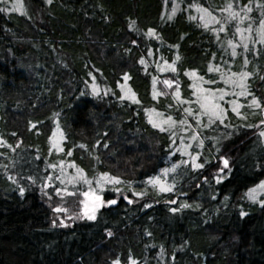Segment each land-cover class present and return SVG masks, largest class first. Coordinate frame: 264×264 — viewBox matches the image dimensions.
Here are the masks:
<instances>
[{
  "label": "trees",
  "instance_id": "obj_1",
  "mask_svg": "<svg viewBox=\"0 0 264 264\" xmlns=\"http://www.w3.org/2000/svg\"><path fill=\"white\" fill-rule=\"evenodd\" d=\"M228 4L240 16L246 6L252 11L242 22L230 20ZM259 5L264 0H24L23 12L0 11V264H264V192L247 198L264 181ZM197 6L218 22L205 27ZM249 26L242 39L236 29ZM241 72L251 73L247 97L225 83ZM164 78L176 85L166 89ZM177 83L179 99L197 105L193 115H185L187 103L171 104L172 93L153 99L154 90L174 91ZM125 84L139 104L121 99ZM194 85L228 93L218 102L223 123L199 118ZM253 96L260 109L248 107ZM232 100L244 105L240 115ZM148 109L176 124L153 127ZM183 136L192 144L179 141ZM222 156L229 162L224 174ZM194 157L202 168L189 166ZM77 169L92 185L101 173L120 178L121 191L103 195L118 202L95 220L71 216L59 226L55 191L65 182L62 171ZM154 177L172 190L145 186ZM74 182L72 213L88 187Z\"/></svg>",
  "mask_w": 264,
  "mask_h": 264
},
{
  "label": "snow or ice",
  "instance_id": "obj_2",
  "mask_svg": "<svg viewBox=\"0 0 264 264\" xmlns=\"http://www.w3.org/2000/svg\"><path fill=\"white\" fill-rule=\"evenodd\" d=\"M48 3H51V0H48ZM15 8V5L13 6ZM259 7L261 9H264V5H259ZM197 10L202 12V13H207V9L204 8H200L197 6ZM0 11H4V9H0ZM223 11H227L229 13L228 19L230 20H236L239 19L241 20V22L243 21V19L247 18V13L251 12L252 9L250 7H245L242 9V12H244V16H240L239 13L233 11L232 9V5L228 4L226 9H223ZM175 13V8H173V14ZM209 16L211 15L210 13H207ZM262 16H264V11H262ZM204 17L202 16L201 19H203ZM169 19H171V16H169ZM192 19H195V17H192ZM213 19H215L213 17ZM134 21L132 22V24H130V27L132 25H134ZM205 27H207V22L205 23ZM220 31H224L223 28L220 29ZM236 31L238 33H240L242 39H244V31H247L249 33H251L253 31V29L251 28V26H249L248 29L246 30H241L240 28H237ZM257 34L259 35V42L260 43H264V19L260 20V27L259 29L256 30ZM149 36L154 35V30L149 29L148 33ZM229 44L231 45L233 51H232V55L235 56L237 53L235 51L236 45L232 44L231 41H229ZM243 47L245 50L248 49V44L244 43ZM151 54V53H149ZM179 59V57H177V60ZM141 64L144 63L143 60L140 61ZM167 63V62H166ZM245 64L248 63L247 59H245L244 61ZM175 62H173V65H168V67L171 69V71L175 72L176 68L174 67ZM163 70V69H162ZM219 71V69H212L209 68V71ZM185 75H189V73H185ZM191 75L195 76V73H191ZM251 75V73L248 72H241L239 74L236 73H232V75L230 77H227L225 79V83H231L234 87H238L240 89V91L238 93H234L235 95H239V96H244L247 97L250 95V93L247 91V85L245 83L247 77H249ZM125 81H127L129 79L128 76L124 77ZM201 82H203V78L199 77L198 78ZM163 83L168 86L171 87L172 86V82L165 80L163 81ZM211 83V81H210ZM153 85L155 88V78H153ZM194 87L196 88V91L201 93L200 96H198V99L196 101V103H198L200 105V109H201V114L203 115H207L209 118V121L211 123H215L216 121H219L220 123L224 122V118L226 116V112L225 110L220 106V104L218 103V101H222L224 99V96L227 95L228 93L224 92L223 90H217V92H212L211 90H205L202 89L196 85H194ZM121 90L125 93L124 96L121 97V99H128L130 100L132 103L134 104H139L140 101L138 100L135 92H133L131 90V88L127 87V85H122L121 86ZM207 93V94H204ZM218 93V94H217ZM157 95H159L157 92H155V90L153 91V99H156ZM180 97V93H179V84L177 83V92L175 93V98L180 102V103H188V101H183L179 99ZM244 107V105L237 103L236 101H232V111L235 112L237 115H240V109ZM249 108H255V109H260L261 108V103L258 99H256L254 96L251 99V102L248 104ZM185 112L188 115H193V110L191 108H186ZM146 113L148 114L149 117V123L152 124L153 127L155 128H159L161 131H165V128L162 126L163 124H167L169 126V128H172L175 124L176 121L172 119L171 116H169L166 120H162V121H157L156 119H154L153 117H162L163 114L162 113H158L156 112L155 109H148L146 110ZM181 124L186 123V121L181 120L180 121ZM199 123V121H198ZM261 124H264V120H261ZM13 135H15V133H13ZM56 134L54 133V136ZM61 136H63V133H60ZM173 135H175V133L173 132ZM261 136H264V131L260 132ZM192 139H196L195 136L192 137ZM203 143V141H201V144ZM10 147V146H9ZM53 147L57 150V151H63V149L59 146V144L53 142ZM81 147H84V145H81ZM105 147H107V145H105ZM68 155H71V152L68 153ZM196 158H193V164L192 167L193 168H202L203 164H198L195 163ZM228 160L227 159H223V164H224V168H228ZM72 167H75V165H71ZM52 167H56V165H52ZM175 167V166H174ZM174 170V169H173ZM224 169H221V171H223ZM169 171V169H163V172L166 174ZM74 180H83V182L85 184H87L89 186V190L84 192L83 195L85 197L84 201H81L80 203L83 205V217H86L89 220H95L97 218L96 213L105 206V203H107V205L111 206V205H115L118 201L116 199H111L105 202V200L103 199V197L101 195L97 194L96 189L92 188V181L88 180L83 173L82 169H77V175L76 177H73ZM64 181H61V183H63ZM72 181L70 180L69 183H71ZM217 182H219V180H217ZM121 183H123V181L115 176H110L108 173H101L99 178L96 180V185L97 188L100 191H103V185L105 184H110V185H120ZM148 184L152 185L153 187H158L160 192H169L172 190L171 186H166L164 184L163 181H161V179L159 177H154V178H149L148 180ZM115 192H120V188L119 187H115L113 189ZM21 194H23V189L20 190ZM61 190H57V194H60ZM260 191H264V181H262L259 185H257L256 188H252L249 189L248 192V198L255 201L256 200V194ZM68 195H75V193H67ZM134 195H144L145 193H135L133 191ZM125 199H127V197H124ZM129 203H131L132 201L129 200ZM174 203V202H173ZM262 204H264V201H261ZM181 207L187 208L190 207L189 205L185 204L182 205ZM55 211L57 212H63V211H67V209H63V208H57L55 209ZM173 212H177L179 211V209L173 208L172 209ZM241 215H246V213L241 212ZM108 235H112L111 232L108 233ZM150 235V234H149ZM114 264H119V261H115ZM131 264H136L135 260L131 261Z\"/></svg>",
  "mask_w": 264,
  "mask_h": 264
},
{
  "label": "rangeland",
  "instance_id": "obj_3",
  "mask_svg": "<svg viewBox=\"0 0 264 264\" xmlns=\"http://www.w3.org/2000/svg\"><path fill=\"white\" fill-rule=\"evenodd\" d=\"M23 4H24V0H0V7H2L6 12L7 11H18V12H23ZM15 5V8L13 7ZM198 15H199V17H200V20L203 22V24H205L206 22H207V26H211V25H214V24H216L218 21L216 20V19H213V16H209L207 13H202V12H200V11H198ZM204 17L203 19H201V17ZM165 80H168V81H170V82H172V86L171 87H168V86H166L164 83V87L166 88V89H170L171 90V88L174 86V85H176V83L175 82H173L172 80H170V79H168V78H164V80H162V82L163 81H165ZM173 90V89H172ZM159 95H161V96H164V95H167V94H165L166 92L167 93H172L171 95H169V96H171L172 98H170L171 99V104H175L177 101V99L175 98V93L177 92V87L174 89V91H169V90H164L163 89V92H161V91H156ZM179 93L181 94V92H180V90H179ZM156 99H159L158 98V95H157V97H156ZM160 100V99H159ZM233 101V100H232ZM231 101V102H232ZM219 102V101H218ZM186 108H191L192 110L193 109H196L197 108V105L196 104H193V103H187V105L185 106V109ZM201 110V109H200ZM186 116H188L187 115V113L185 114ZM203 116H202V114H201V116L199 117V118H202ZM205 117H207V115H205ZM154 119H156L157 121H159L158 120V118L157 117H153ZM257 128H258V132H261V131H264V124H261V122H259L258 124H257ZM184 129V128H183ZM183 129H182V131H183ZM188 130V129H187ZM183 137H185V138H183ZM183 137H180L179 138V141H183V142H187V143H189V144H192V140L190 139V138H186V136H183ZM223 159H227L225 156H222L221 158H220V166H219V170L218 171H221V169H224L223 171H225V170H227V168L225 169L224 168V164H223ZM191 160H189V159H186L185 161H184V163H180V166H182V170H184V167H186L187 165H189L188 163L190 162ZM191 163V165H189L191 168H193L192 167V164H193V161H191L190 162ZM195 163H197V162H195ZM199 164V163H198ZM228 167H229V163H228ZM223 171L222 172H220V173H223ZM62 173H63V178H64V180H65V182L63 183V185H59V186H61V188L59 189V190H62V191H60V194H59V199L60 200H58V206L55 208V209H57V208H63V209H67V211H63V212H57L56 211V214H55V216H54V219H55V222H56V224L57 225H59V226H66L67 224H68V221H69V219L71 218V216L72 217H76V216H78V218L77 219H86V220H89V219H87L86 217H83V205L80 203L81 201H84L85 200V197H84V195L83 194H80V196H82V197H80V199H79V210H77L76 212H77V214H76V212L75 211H73V212H75V213H72V211H71V208H72V205L74 204V203H76L77 201H78V198H79V196H78V194H76L75 192H72V191H70L69 189H72L73 187H72V185H70L71 183H69V181L71 180L73 183H75L74 181H77V180H74L73 179V177H76V175H77V172L74 170H71V171H62ZM224 174V173H223ZM160 179H161V181H165V178L164 177H159ZM80 182H82V183H84L83 182V180H79ZM51 182H54L53 181V179H50V178H48V180L45 182V185L46 186H48V188H50L49 186L51 185L50 183ZM145 184V186H149V188H153L156 192H157V194H161V192L159 191V188L158 187H153L152 185H150V184H148V182H146V183H144ZM164 184L166 185V182H164ZM259 185V184H258ZM169 186V185H168ZM115 187H118L117 185H110V184H105V185H103V191H100L98 188H97V185H96V182H95V184L94 185H92V188L93 189H96V191H97V194L98 195H101L102 197H103V199L105 200V202L106 201H108V200H106L105 199V197L103 196L104 195V193H105V191L106 190H112V191H114L113 189L115 188ZM257 187V185L255 186V187H253V188H256ZM47 190V189H46ZM58 190V189H57ZM57 190L55 191V194L57 195ZM89 190V186L87 187V189L84 191V192H86V191H88ZM121 190V189H120ZM264 191H260V192H258L257 194H256V200L259 198V196H261V194L263 193ZM67 193H75V195H68ZM50 193H48L47 192V195H49ZM50 197V196H49ZM127 197V196H126ZM128 198V200H130L131 198L130 197H127ZM247 198H248V195H247ZM111 199H114V198H110L109 200H111ZM249 199V198H248ZM116 200L118 201V199L116 198ZM250 201H253V200H251V199H249ZM255 200V201H256ZM117 204V203H116ZM131 204V203H130ZM105 205H107V203H105ZM54 209V210H55ZM99 212V211H98ZM98 212L96 213V216H97V214H98Z\"/></svg>",
  "mask_w": 264,
  "mask_h": 264
},
{
  "label": "water",
  "instance_id": "obj_4",
  "mask_svg": "<svg viewBox=\"0 0 264 264\" xmlns=\"http://www.w3.org/2000/svg\"><path fill=\"white\" fill-rule=\"evenodd\" d=\"M263 119H264V113H263Z\"/></svg>",
  "mask_w": 264,
  "mask_h": 264
}]
</instances>
